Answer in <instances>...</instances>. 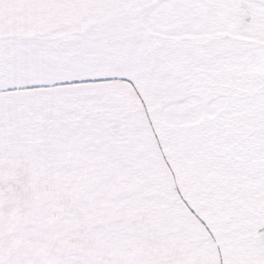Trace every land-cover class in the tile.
I'll use <instances>...</instances> for the list:
<instances>
[{"label": "snow or ice", "instance_id": "snow-or-ice-1", "mask_svg": "<svg viewBox=\"0 0 264 264\" xmlns=\"http://www.w3.org/2000/svg\"><path fill=\"white\" fill-rule=\"evenodd\" d=\"M0 264H264V0H0Z\"/></svg>", "mask_w": 264, "mask_h": 264}]
</instances>
